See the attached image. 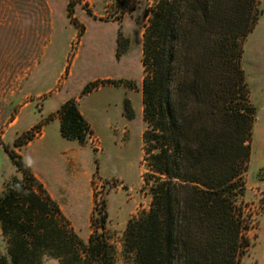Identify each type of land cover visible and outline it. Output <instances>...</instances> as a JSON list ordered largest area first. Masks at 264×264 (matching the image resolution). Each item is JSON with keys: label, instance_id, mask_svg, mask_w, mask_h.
Wrapping results in <instances>:
<instances>
[{"label": "trees", "instance_id": "trees-1", "mask_svg": "<svg viewBox=\"0 0 264 264\" xmlns=\"http://www.w3.org/2000/svg\"><path fill=\"white\" fill-rule=\"evenodd\" d=\"M150 14L142 59L144 141L148 177H159L150 211L127 226V255L131 264H239L250 246L239 201L257 116L242 42L259 22V2L155 0ZM58 118L68 140L87 143L93 135L77 99L64 103ZM10 156L25 176L0 196L11 264H41L45 257L60 264L101 257L113 264L104 234H93L85 246L23 158ZM105 226L103 216L98 227ZM0 264L9 262L0 258Z\"/></svg>", "mask_w": 264, "mask_h": 264}, {"label": "rangeland", "instance_id": "rangeland-1", "mask_svg": "<svg viewBox=\"0 0 264 264\" xmlns=\"http://www.w3.org/2000/svg\"><path fill=\"white\" fill-rule=\"evenodd\" d=\"M4 2L0 12V196L7 184L25 179L10 156L14 152L39 177L69 229L85 246L93 234H104L112 247L113 264H131L127 226L150 211L151 187L159 177H148L153 173L145 152L148 126L142 65L155 0L45 1L41 57L37 64L24 66L25 79L19 76L24 69L18 59L23 52L27 59L28 42L35 35L37 44L33 20L39 16L38 9L32 13L27 0ZM258 2L259 22L242 42L241 65L257 116L250 166L244 175L246 191L239 201L249 224L250 246L239 264H264V0ZM22 34L27 43L24 49L18 46L24 41ZM87 88L91 91L86 92ZM70 99L78 100V109L93 131L87 143L61 134L58 111ZM103 216L104 230L98 227ZM8 249L0 227V258L11 264ZM41 264L60 262L45 257ZM89 264L108 263L97 257Z\"/></svg>", "mask_w": 264, "mask_h": 264}, {"label": "crops", "instance_id": "crops-1", "mask_svg": "<svg viewBox=\"0 0 264 264\" xmlns=\"http://www.w3.org/2000/svg\"><path fill=\"white\" fill-rule=\"evenodd\" d=\"M4 1L5 0H0V12H1L3 4L5 3ZM27 1H28L27 2V6H29L30 11L32 13H34L33 9L37 8L39 16L37 18L34 15L35 18L33 20L34 23H35L34 30L37 31V33H36L37 34V44H36V41H35L36 40V38H35L36 35H35L34 41L33 42H28L29 45H27V43L25 42L26 41V39H25L26 36L24 35V34H26V31H24V30H23L24 34H22V36H21V38H23L24 41L22 43H20V42L18 43V46H20V44L23 45L22 46L23 49L26 47V45H27V48H28L27 59L25 57V52H23L22 58L18 59V66H21V67L23 66V69H24V66L26 64L35 65L40 60L41 49H42V26H44L46 24V12L48 10L47 4H45V1H47V0H27ZM35 4H37V6ZM0 33H2V30L0 31ZM17 54L19 56L20 50L18 51ZM21 67H19V68L21 69ZM19 74H20L19 76H22V78H24V79H25V77H27L25 69L23 70V74H22V71H21V73L19 71ZM67 101H65L64 103H66ZM40 107H42V106H40ZM40 137H42V134H41ZM35 177L41 182L39 177H37L36 175H35Z\"/></svg>", "mask_w": 264, "mask_h": 264}]
</instances>
